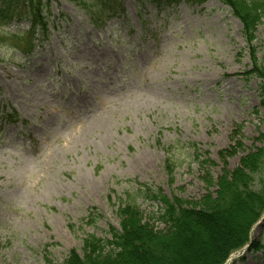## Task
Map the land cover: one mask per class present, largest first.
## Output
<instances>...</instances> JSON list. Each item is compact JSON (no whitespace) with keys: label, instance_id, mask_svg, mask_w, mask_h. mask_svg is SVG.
I'll use <instances>...</instances> for the list:
<instances>
[{"label":"rangeland","instance_id":"obj_1","mask_svg":"<svg viewBox=\"0 0 264 264\" xmlns=\"http://www.w3.org/2000/svg\"><path fill=\"white\" fill-rule=\"evenodd\" d=\"M11 1L23 18L0 27V264L84 258L131 204L166 231L156 191L199 202L264 146L249 74L264 71V14L249 28L224 0H43L48 32L25 55L30 7ZM234 220L214 221L223 236L187 264L221 260ZM251 240L227 264H264V224Z\"/></svg>","mask_w":264,"mask_h":264},{"label":"trees","instance_id":"obj_2","mask_svg":"<svg viewBox=\"0 0 264 264\" xmlns=\"http://www.w3.org/2000/svg\"><path fill=\"white\" fill-rule=\"evenodd\" d=\"M38 1L25 0V4L29 3L32 9L33 24L41 23L45 27L39 11H35L42 4L41 0ZM224 1L231 5L234 14L249 28L254 26L258 14H264V0ZM4 2L6 5L0 10V25L14 17L13 4L16 2ZM247 15H250V19ZM32 35L28 48L33 46ZM263 72L255 62L250 73L263 79L261 91L264 99ZM154 197L163 205L161 217L169 227L166 231H158L146 224L140 207L131 204L123 210L125 215L120 229L112 228L111 237L106 239L90 234L84 241V258L72 251L65 264H187V254L194 258L195 251L198 253L200 248L206 246L211 235L214 238L212 231L218 229L214 221H220L218 225L222 231L226 227V230L230 229V220L235 219L239 226L234 228L232 236L227 242L224 238L219 239L223 244L229 243L221 254V260L215 263L223 264L233 251L249 241L253 225L264 213V146L248 153L237 168L220 177L216 193L208 194L199 202L190 204L181 199L171 200L160 191H156ZM216 234L222 235L219 231ZM237 237H242L240 244L230 248V243ZM257 246L264 249L262 244Z\"/></svg>","mask_w":264,"mask_h":264}]
</instances>
